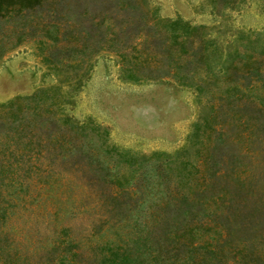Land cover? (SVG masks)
I'll use <instances>...</instances> for the list:
<instances>
[{"label":"rangeland","instance_id":"1","mask_svg":"<svg viewBox=\"0 0 264 264\" xmlns=\"http://www.w3.org/2000/svg\"><path fill=\"white\" fill-rule=\"evenodd\" d=\"M138 2L145 18H179L203 37L184 40L187 50L176 59V75L130 79L112 46L67 61L55 54L64 45L50 48L47 41L38 47L23 39L0 59V101L46 88L47 95L61 94L60 107H49L57 117L62 111L78 125L88 120L95 128L65 131L78 159L72 165L56 161L32 174L26 192L13 198L2 226L17 251L13 263L26 259L31 264L39 250L33 245L35 235H43L44 243L61 235L86 249L90 243L117 239L116 233H126L135 218L143 227L159 201L177 194L180 181L186 189L205 184L217 189L235 181L263 187L264 163L257 146L264 144V134L256 139L249 119L255 102L264 100V0ZM49 51L55 68L41 59V52ZM254 65L257 74H248ZM245 81L247 86L241 85ZM34 102L22 99L24 105ZM183 164L185 179L177 175ZM111 197L119 201L114 208ZM99 219L104 223L94 227ZM201 220L211 233L213 217L202 215Z\"/></svg>","mask_w":264,"mask_h":264},{"label":"trees","instance_id":"2","mask_svg":"<svg viewBox=\"0 0 264 264\" xmlns=\"http://www.w3.org/2000/svg\"><path fill=\"white\" fill-rule=\"evenodd\" d=\"M142 12L138 0H0V59L23 39H31L38 47L47 41L50 48L60 43L64 46L55 54L67 61H81L83 56L77 53L112 46L130 79L176 75V59L187 50L184 40L191 41L198 34L193 32L195 27L179 18L152 20ZM197 38L203 40L200 35ZM263 46L260 51H264ZM52 52H41V59L53 63ZM52 66L56 67L54 63ZM257 68L252 66L248 74H257ZM79 79L76 77L75 82ZM247 82L241 85L247 86ZM46 91L42 88L0 101V264H30L26 259L12 262L14 256L18 258L17 251L11 249L2 229L13 198L27 190V178L45 172L56 161L72 165L78 159L75 142L65 131H95L88 120L78 125L62 111L57 117L49 107H60L61 94L47 95ZM24 98L35 102L24 105ZM255 103L249 121L250 133L258 139L264 134V100L260 97ZM243 123L249 124L248 118ZM102 144L107 146L104 141ZM257 148L264 163V144ZM184 169L183 164L177 175L185 179ZM184 184L180 181L176 195L159 201L143 227L135 218L126 233H116L115 240L80 249L68 237L56 235L44 243L43 235H35L33 245L39 250L31 264H264V184L261 188L252 181H235L217 189L212 184L186 189ZM210 189L216 193L204 198ZM118 202L111 197L109 204L114 208ZM205 209L211 212L204 213ZM202 215L213 217L211 233L206 232L207 225L201 227ZM102 223L99 219L94 227ZM133 225L139 227L133 229ZM255 244H262V250L255 249Z\"/></svg>","mask_w":264,"mask_h":264}]
</instances>
